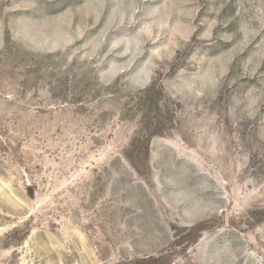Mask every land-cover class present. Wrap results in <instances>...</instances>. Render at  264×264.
Instances as JSON below:
<instances>
[{"label":"rangeland","instance_id":"374dc122","mask_svg":"<svg viewBox=\"0 0 264 264\" xmlns=\"http://www.w3.org/2000/svg\"><path fill=\"white\" fill-rule=\"evenodd\" d=\"M0 264H264V0H0Z\"/></svg>","mask_w":264,"mask_h":264}]
</instances>
